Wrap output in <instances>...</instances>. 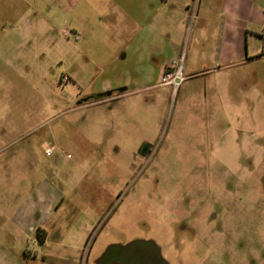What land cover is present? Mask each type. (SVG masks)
Wrapping results in <instances>:
<instances>
[{"label": "rangeland", "instance_id": "1", "mask_svg": "<svg viewBox=\"0 0 264 264\" xmlns=\"http://www.w3.org/2000/svg\"><path fill=\"white\" fill-rule=\"evenodd\" d=\"M112 1L0 0V264H264V0Z\"/></svg>", "mask_w": 264, "mask_h": 264}, {"label": "crops", "instance_id": "2", "mask_svg": "<svg viewBox=\"0 0 264 264\" xmlns=\"http://www.w3.org/2000/svg\"><path fill=\"white\" fill-rule=\"evenodd\" d=\"M120 4H119V2ZM173 3H176L177 0H172ZM112 2H114L112 4V8H109V10H106V14L110 13V10L112 12V17L115 18V20H119V19H124L123 17H128V19L132 22L137 24V22L139 21L136 16L134 17L132 12L130 11L131 8H129V6H132L135 4V0H128V1H122V0H113ZM126 5L128 7H126ZM106 25L108 26L109 24L106 21ZM170 38V37H169ZM171 39V38H170ZM169 43V54L166 52V49H161L160 47H156V46H150V48H148L147 53L149 56V59L155 66V68L153 67L154 70L158 71L157 74L161 75L163 68L170 63L171 60L176 59L178 56H180L183 51L182 48L177 47L178 45L174 44V47L172 45H170ZM228 50V51H226ZM182 51V52H181ZM224 55L226 56V58H229L230 55H233V49L229 50V48H225L224 49ZM230 52V54H229ZM187 53V52H186ZM124 58V56H123ZM186 59H187V55H186ZM216 68H209L207 70H205L204 72H213L215 71ZM185 71V69H184ZM188 75L187 77L190 76H198V68H193L192 70H188ZM202 73V72H201ZM161 77V76H160ZM125 90H121V93H125L127 91L126 88H122ZM107 91H104V93H106Z\"/></svg>", "mask_w": 264, "mask_h": 264}, {"label": "water", "instance_id": "3", "mask_svg": "<svg viewBox=\"0 0 264 264\" xmlns=\"http://www.w3.org/2000/svg\"><path fill=\"white\" fill-rule=\"evenodd\" d=\"M145 145L146 144L144 143L142 148ZM139 154L145 155L141 153V151H139ZM110 252L117 256H123L126 264H168L162 255L160 247L154 241L150 240L134 241L124 246L123 249L113 247ZM146 252H150L153 259H150L147 255H145Z\"/></svg>", "mask_w": 264, "mask_h": 264}, {"label": "built area", "instance_id": "4", "mask_svg": "<svg viewBox=\"0 0 264 264\" xmlns=\"http://www.w3.org/2000/svg\"><path fill=\"white\" fill-rule=\"evenodd\" d=\"M185 61V53H182L167 64L162 70L160 84L172 86L173 91H176L186 78L183 74Z\"/></svg>", "mask_w": 264, "mask_h": 264}, {"label": "flooded vegetation", "instance_id": "5", "mask_svg": "<svg viewBox=\"0 0 264 264\" xmlns=\"http://www.w3.org/2000/svg\"><path fill=\"white\" fill-rule=\"evenodd\" d=\"M119 91L121 92V89ZM112 92H114V91H112ZM112 92L110 91L107 94L101 93V94H99V96L103 97V96L111 95V94H113ZM139 151H141V153L146 155L150 151V149L147 145H145V146H143V148L141 147L139 149ZM139 151L137 154H139ZM139 155L141 156V154H139ZM113 247H115L117 249H123L124 248V246H122V245H111L99 258H97L95 260V264H126L123 256L122 257L117 256V255H114L110 252ZM145 255H147L150 259H153L151 257L152 254L150 252H146ZM125 260H126V258H125Z\"/></svg>", "mask_w": 264, "mask_h": 264}, {"label": "trees", "instance_id": "6", "mask_svg": "<svg viewBox=\"0 0 264 264\" xmlns=\"http://www.w3.org/2000/svg\"><path fill=\"white\" fill-rule=\"evenodd\" d=\"M261 55H264V51L262 52V54ZM108 92H106V94H107Z\"/></svg>", "mask_w": 264, "mask_h": 264}]
</instances>
